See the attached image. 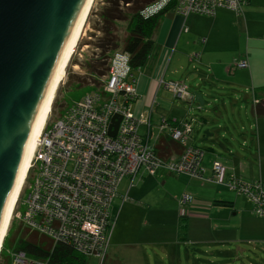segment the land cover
Returning a JSON list of instances; mask_svg holds the SVG:
<instances>
[{
    "label": "rangeland",
    "instance_id": "obj_1",
    "mask_svg": "<svg viewBox=\"0 0 264 264\" xmlns=\"http://www.w3.org/2000/svg\"><path fill=\"white\" fill-rule=\"evenodd\" d=\"M249 3L250 6L249 8L246 7L247 10L244 9V13H247L250 22H253L252 33L258 35L256 40L252 42L251 53L254 54L255 60H259L258 73H261V64H264V0H250ZM104 5L105 0H94L93 2L86 21L85 31L79 40L71 62L66 69L65 78L52 103L55 117L63 113L74 100L82 98L91 91L88 86L79 89L71 88V82L82 76L86 77V82L93 84L92 78L98 77L96 75L90 77L82 63L94 56L95 53L97 55L100 53L93 42L98 39L97 35L101 34L98 29L103 26L100 11ZM217 15H220L222 19L220 22L221 31L220 34L213 33L211 38L218 36L215 40L216 43L218 42V46L223 45L219 41L222 39L229 38L232 41L240 42L241 33L236 22L238 19L245 18V14L243 16L233 9L221 7L214 14L207 16L215 17ZM126 26V20L120 21L119 27L122 36L126 31ZM238 46L243 47V54L249 53V47L244 46V42H240ZM231 54V51H223L221 58L227 59ZM127 57L122 48L117 49L114 53V61L120 68L121 74L129 71ZM177 57L178 55L174 58L173 66L178 62ZM170 61L171 56L168 65ZM133 74L139 76L140 72L136 70L133 71ZM107 77L104 75L100 76L99 79H102L103 82ZM169 77L171 78L167 77L168 80H180L176 79L180 77ZM132 79L135 80V77ZM227 80L232 82H206L200 86L198 90H200L199 93L203 94L204 103L202 104L197 99L192 102L176 99L172 93L164 88L160 90L159 96L172 102V114L178 113V117H184L192 122L193 135H195L199 147L205 150V159L209 156L214 159L221 155L220 160H223L222 163L224 164V156L227 158L232 154L234 167L245 178L242 177L244 180H264V114L255 115L253 112L254 86L252 79L248 75L235 74L229 76ZM255 81L256 85H260L257 79ZM186 82L192 87L198 86L190 80ZM159 111L165 113L162 106ZM158 118V116H154V121L157 122ZM204 118L207 122H203L205 121ZM145 129L146 126L141 124L140 132L142 133ZM154 131L157 132V130ZM242 157L247 159L242 160ZM244 170H249V172L246 171L247 173L244 174L241 172ZM231 171L235 172L236 170ZM178 181L183 186L180 177L171 176L163 180L158 175L136 179L130 186L126 199L123 200L121 197L114 202L116 216L108 253L103 257H88L89 264H148L146 260L138 261L139 263L132 262L136 261L137 258L136 254L133 255V247L124 250L119 248L117 255L115 251L113 253V239L117 238L121 229L125 230L127 240L142 242L140 247L134 249L137 252L149 254L151 264H191L196 259V264H264V217L256 211L255 205L248 195L233 190L229 186H219L216 185L218 183L214 182V184L209 181L208 184L211 185V189L206 187L202 194L197 192L194 186L184 185V190H187L188 187L194 191H184L178 195V203H176L170 199L169 194L171 195V191L174 193L178 191L180 186ZM130 184V179H123L118 188L119 193L126 195ZM214 190H223L224 193L227 191L228 194L225 195L228 196L218 199H224L228 203L215 204L213 208L203 205L207 203L206 201L214 199L208 196V192ZM185 194L193 195L194 200L199 202L188 205L181 204L180 198ZM24 197H26V193ZM211 201L213 202V200ZM21 209L24 210V206ZM181 213L186 217L179 223L178 218ZM15 219L13 212L7 230L9 232L7 250L12 249L14 240L18 235L17 225L21 222ZM172 237L181 245L179 247L182 257L181 263L172 261L171 250L175 247L170 248L169 245V252H166L163 248L164 242H158L167 238L170 239L168 240L170 244ZM48 240L51 242L52 250L53 242ZM4 255V258L0 259V264L2 262L7 264L8 251Z\"/></svg>",
    "mask_w": 264,
    "mask_h": 264
},
{
    "label": "built area",
    "instance_id": "obj_2",
    "mask_svg": "<svg viewBox=\"0 0 264 264\" xmlns=\"http://www.w3.org/2000/svg\"><path fill=\"white\" fill-rule=\"evenodd\" d=\"M171 1L156 0L147 7V14L157 12ZM249 1L175 0L173 10L185 18L191 13L214 14L221 7L241 14ZM236 66L246 68L249 61L240 59ZM120 72L113 57L102 91L89 92L74 100L56 117L51 108L18 195L14 217L32 232L50 239L53 242L51 251L56 245L63 244L86 257H103L110 244L116 216L113 203L119 196L121 181L129 177L131 186L140 170L154 174L160 167L243 192L264 217V180L246 181L230 172L224 181V166L220 162L214 163L211 176L205 175L204 150L189 141L194 131L191 121H170L162 117L159 135L168 133L184 144V149L169 157L161 156L155 150L151 110L145 115L133 109L132 103L136 99L134 76L129 71ZM160 82L176 98H195L191 86L184 81ZM115 114H120L121 119L116 134L111 136L110 124ZM141 124H147L146 133L140 132ZM180 201L188 205L194 198L185 194ZM23 206L24 210L21 209ZM8 254L9 264H53L50 258L30 256L23 250L11 249Z\"/></svg>",
    "mask_w": 264,
    "mask_h": 264
},
{
    "label": "crops",
    "instance_id": "obj_3",
    "mask_svg": "<svg viewBox=\"0 0 264 264\" xmlns=\"http://www.w3.org/2000/svg\"><path fill=\"white\" fill-rule=\"evenodd\" d=\"M249 6L250 3H248L244 7V9L247 10L246 7L249 8ZM245 10L243 11V13H241L243 14V16L245 14V18L243 17L242 19H238V21L236 22L238 26V30H240L241 33L240 42H244V46L249 47V53L245 52L244 54L242 51L243 47L238 46L240 42H237L236 40L232 41V39L229 38L222 39L219 41L222 42L223 45L218 46L219 45L218 42L217 43L215 42L218 36L216 38H211L213 33L220 34L221 31L220 22L222 21L220 15H217L215 17H208L207 16L208 14L191 13L185 18L176 11L170 10L161 18L159 26L154 34L155 44L153 47L152 54L145 67L139 70L140 72L139 76L134 75L135 77L134 86L137 93H136V99L132 103V107L137 113L143 112L145 115H148L151 110L150 119L152 122V139L155 142V144H157V142L159 141L160 135L158 132V124L160 123L162 117L171 120L177 119L179 121L186 119L184 117H178L179 115L178 113H177L178 115L176 113L172 114L173 113L172 102H170L165 98H161V96H159L161 93L160 90L163 88L167 89L170 93H172V91L169 88H167L164 83L160 82L161 80H164V82L171 81L173 79L168 80L167 77L171 78L169 76H176V77H180V78H176V79H180V81L186 82L187 80H190L191 82H194L195 84L202 86L203 83L206 82H218V83H222L223 81L228 82L231 81V80H227L229 76L240 74L243 76L248 75L249 78L251 77L252 84L254 86L253 90L259 87H264V64H261V73H258L259 60H255L254 54L252 55L251 53L252 42L256 40V36L258 35L252 33L251 28L253 26V22L251 23L249 15L247 13H244ZM223 51L224 52L231 51L232 54L229 58L224 59L221 58ZM176 55H178L177 57L178 62L173 66L172 64ZM170 56H171V61L170 64L168 65L167 63ZM214 56H216L215 59ZM243 58L248 59L249 66L246 68H241L236 66V62ZM255 79L258 80V84L260 85H256L257 83ZM198 92H200V90H198ZM172 95L174 98H176L173 93ZM195 99L196 98H194L193 100H186V101L192 102ZM260 101L264 102V92L260 93L257 96L253 92L252 103H253V112L255 115L256 114L260 115L257 112V105ZM161 106L165 113H160L159 110ZM263 107H264V103L262 105V109ZM262 114H264V112H262ZM154 116L159 117L158 118L159 120L157 122L154 121ZM204 120L205 121L203 122H207L206 118H204ZM144 125L146 126V129L142 133H146L148 129L147 124ZM154 130H157V132H155ZM193 134L194 131L192 132L189 141L191 144L199 146L196 143V137ZM181 150L182 149L179 147L170 149V151L166 152V154H164L163 156L169 157L172 154H179ZM205 157L206 154L204 150V158L202 164L205 167V175L211 176L213 172L214 163L220 162L224 166V181L228 179L229 177L228 174L230 172L234 173L231 170H236L235 174L237 176H240L241 178L243 177L241 173L238 172L237 169L234 167L235 163H234V159L232 158V154L227 158L224 156V160H225L224 164L222 163L223 160H220L221 155L214 159H212L211 156H209V158L207 159H205ZM245 159L247 158L242 157V160ZM246 171L249 172V170H244L241 172L246 174L247 173ZM158 175H160L163 178V180L171 176H173L174 178L180 177L183 186L180 185V182L178 181L180 185L178 191L177 192L175 191V193L171 191V195L169 194L170 199H173L176 203H178L177 202L178 195H180L184 191L193 190L192 188L189 189L188 187L187 190H184V185L194 186L196 191L201 194L203 193L202 192L203 189H205L206 187L208 189H211V185L208 184L209 181L206 182L204 179L190 176L187 173L175 174L163 167L158 168L154 174L148 173L144 170H140L137 176L134 177L133 182L136 179H144L146 178V176H158ZM127 179L130 178L127 177ZM247 181H254V180L249 179ZM216 185L224 186L222 184H216ZM129 189H130V185L128 186L126 195L119 193V196L117 198L123 197L124 200V197H127L128 195ZM208 194H209L208 196L213 197L214 199H210L209 201H206L207 203L203 205L210 206V208H213V205L217 204L215 203L216 200L226 201L224 199H218V198H225L226 196H228L225 195L228 194V192L226 191L224 193L223 190H216V191L214 190L212 192H208ZM211 200H213V202ZM198 202H199L198 200L193 201V203H198ZM142 203L144 204L145 202ZM113 212L115 214L114 203H113ZM178 219H179V223H181V220L184 218H181L179 216ZM168 240L170 239L166 238L164 239V241L160 240L158 242H164L163 248L166 252L167 251L169 252V245L170 248L175 247L171 250L172 261H178V263H181L182 257L179 252L180 249L179 247L181 245L179 241L177 240L174 241L172 237L169 244ZM141 243H142L141 241L127 240L125 230L121 229L119 231V234H117V238L115 240L113 239V244H112L113 253L115 251L117 255V250L119 248H122V250H124L133 247V251H134L133 255L136 254L137 262L135 260L132 262L139 263L146 260L148 264H151L152 261L150 260L149 254H146L144 252H137L134 249L140 247ZM186 244L192 245L191 243H186ZM196 260L195 261L193 260L191 264L194 263L196 264Z\"/></svg>",
    "mask_w": 264,
    "mask_h": 264
},
{
    "label": "water",
    "instance_id": "obj_4",
    "mask_svg": "<svg viewBox=\"0 0 264 264\" xmlns=\"http://www.w3.org/2000/svg\"><path fill=\"white\" fill-rule=\"evenodd\" d=\"M85 1L0 0V224L33 120ZM199 87L192 88L202 104ZM120 119L112 118L111 136Z\"/></svg>",
    "mask_w": 264,
    "mask_h": 264
},
{
    "label": "trees",
    "instance_id": "obj_5",
    "mask_svg": "<svg viewBox=\"0 0 264 264\" xmlns=\"http://www.w3.org/2000/svg\"><path fill=\"white\" fill-rule=\"evenodd\" d=\"M155 1L105 0V5L100 11L103 26L98 30L101 34L97 35L98 39L93 42L94 46L100 50V53L99 55L95 53L94 56L82 63V66L86 68V72L90 77H93V75L98 77L92 78L91 82L93 84H90L86 82V77L79 76L78 79L71 82V88L79 89L83 86H88L91 90L90 92L102 91L101 86L103 82L99 77L108 74L111 60L119 48H122L128 56L127 65L130 73L133 74V71L141 70L145 67L153 51L155 44L154 34L160 20L167 12L173 10L175 6V0H172L167 6L157 12L147 14V7ZM124 20L127 21V26L122 36L120 34L119 23ZM121 41H123L122 45ZM262 92H264V87L254 89L256 96ZM263 103V101H260L257 105V112L259 114L264 112V107L262 109ZM177 147L183 150L184 144L171 138L168 133L164 132L160 134L155 150L163 156L170 149ZM215 203L225 204L228 201L216 200ZM180 217L185 218L186 215L181 213ZM17 232L18 235L14 240L13 250H23L34 257L50 258L53 264H89L88 257L80 255L68 245L58 244L51 251V242L46 237L32 232L21 223L17 225ZM8 238L9 232L4 238L0 259L4 258V254L8 251L6 246ZM6 262L9 264L10 258Z\"/></svg>",
    "mask_w": 264,
    "mask_h": 264
},
{
    "label": "bare ground",
    "instance_id": "obj_6",
    "mask_svg": "<svg viewBox=\"0 0 264 264\" xmlns=\"http://www.w3.org/2000/svg\"><path fill=\"white\" fill-rule=\"evenodd\" d=\"M93 2L94 0H86L85 4L81 8L72 26V29L70 31V34L64 46V49L60 55L57 67L55 69V72L47 88V92L33 120L31 129L29 131V135L26 141L23 158L21 160L17 178L15 181L14 187L11 191V194L9 196V199L7 201V204H6L4 213H3V217H2V221L0 224V250H1L4 237L7 233V230H8L10 221H11L12 213L14 211L18 195L22 189L23 182L25 180L27 171L31 164V160L34 154L37 140L39 139L41 131L50 114L52 103L55 100L57 90L59 86L61 85L63 79L65 78L66 69L68 65L70 64L72 56L79 43V40L81 39V36L83 35L85 31L86 21L89 16L90 10L92 8Z\"/></svg>",
    "mask_w": 264,
    "mask_h": 264
}]
</instances>
